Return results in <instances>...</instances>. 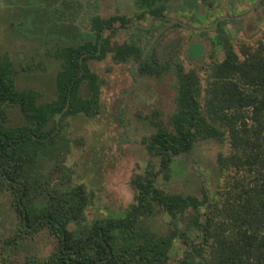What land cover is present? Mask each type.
Masks as SVG:
<instances>
[{"label":"trees","instance_id":"obj_1","mask_svg":"<svg viewBox=\"0 0 264 264\" xmlns=\"http://www.w3.org/2000/svg\"><path fill=\"white\" fill-rule=\"evenodd\" d=\"M86 1L80 24L83 0L13 10L31 13L27 37L58 68L54 96L44 99L37 89L18 86L14 60L0 53V198H10L14 215L9 229L0 222V264H170L177 241L186 246L177 264H264V31L255 43L236 48L228 21H221L209 60L187 66L182 31L187 27L180 23L145 55L172 20L167 11L174 0H118V13L109 16L101 15L97 2ZM217 3L179 0L177 9L203 23L207 16L198 10L203 5L211 12ZM148 17V26L134 24ZM120 27L135 29L122 43L113 41ZM108 55L118 63L138 62L141 77L160 82L172 77L175 108L165 123L160 112L152 113L156 132L144 141L159 162L132 178V202L117 214L88 220L91 193L71 181L65 164L71 150L67 126L70 118L101 113L105 81L91 62ZM207 143L228 146L217 155L215 191L204 186L201 196L168 191L175 155H195ZM190 211L186 228L174 223ZM160 214L170 220L165 232L152 224ZM44 234L53 246L40 256L37 240Z\"/></svg>","mask_w":264,"mask_h":264},{"label":"rangeland","instance_id":"obj_2","mask_svg":"<svg viewBox=\"0 0 264 264\" xmlns=\"http://www.w3.org/2000/svg\"><path fill=\"white\" fill-rule=\"evenodd\" d=\"M92 1L97 2L102 16L118 13V0ZM45 2L48 3L49 0H15L14 4L0 0V53H7L14 60L19 70V87L35 88L44 99H50L54 96L58 66L46 55L43 46L27 37L31 27V13L18 15L13 12L19 10L17 7L20 5L38 7ZM257 2L258 0H218L211 12L206 11L202 5L199 13H209L202 23L192 19L190 12H180L177 9L179 0H174L173 7L167 11L170 19H179L192 27H205L208 32L201 36L188 27L182 30L186 38L187 66H198L209 60V54L213 52L211 37L215 36L217 27L214 26L221 16L234 15L225 28L236 48L240 42L255 43L264 31V3L255 7ZM151 20L150 17L144 22L134 19V24L148 26ZM88 23L89 19L83 25ZM134 30V27H120L113 41L124 42ZM147 39L148 36L145 37ZM195 41L208 45L202 62L191 58L187 53L189 45ZM215 58H223L221 49L215 53ZM91 67L105 81L102 87L101 113L93 119L84 116L69 119L67 134L71 140V150L65 162L70 169L71 181L74 184H85L91 193L92 205L86 211L88 220L104 214H117L132 202V178L144 173L149 163L157 165L159 162L158 157L149 155L144 141L156 132V127L151 122L156 117L152 113L160 112L158 119L165 123L175 108L176 96L172 77L161 82L141 77L137 72L138 62L118 63L108 55L104 60L92 61ZM24 68L29 70L24 71ZM221 150L227 151L228 146L207 143L198 147L195 155L175 157L178 161L173 165L168 191L201 196L204 186L212 194L216 189L217 155ZM9 207L10 198L3 195L0 198V222L7 229L14 220ZM192 215L191 211L182 214L174 223L184 229ZM159 218L162 219L161 223ZM152 224L165 232L170 220L160 214ZM52 246L53 239L44 234L38 238L36 250L40 256H47ZM185 248L181 241L176 242L175 249L171 252L170 264H177Z\"/></svg>","mask_w":264,"mask_h":264},{"label":"water","instance_id":"obj_3","mask_svg":"<svg viewBox=\"0 0 264 264\" xmlns=\"http://www.w3.org/2000/svg\"><path fill=\"white\" fill-rule=\"evenodd\" d=\"M84 4H85V8L84 10L81 12V15L85 13V11L87 10V3L86 1H83ZM225 18V17H222V19ZM220 20L217 21L216 25L214 26L215 28L218 26V23H219ZM176 23H180V24H183L184 26L188 27V28H191V29H196V28H193L191 27L189 24L179 20V19H172L166 26H164L155 36L154 38L151 40L148 48H147V51L145 52V55L146 53L155 45V43L157 42V40L162 36L163 33H165L170 27H172L174 24ZM84 30H87L85 28H83ZM197 30H202V29H197ZM207 47L208 45L206 43H203V42H198V41H195L193 42L192 44L189 45L188 49H187V53L188 55L199 61V62H202L204 57H205V53H206V50H207ZM137 65V64H136ZM137 70V69H136ZM185 154L183 153H179V154H176L175 156L176 157H181ZM190 167H191V164H190Z\"/></svg>","mask_w":264,"mask_h":264},{"label":"flooded vegetation","instance_id":"obj_4","mask_svg":"<svg viewBox=\"0 0 264 264\" xmlns=\"http://www.w3.org/2000/svg\"><path fill=\"white\" fill-rule=\"evenodd\" d=\"M264 3V0H258V2L256 3V5H255V7H258L259 5H262ZM234 15H225V16H221L218 20H220L219 21V23L221 22V21H231V19L232 18H234L233 17ZM222 17H225V18H223L222 19ZM230 19V20H229ZM217 20V21H218ZM217 21H216V23H217ZM216 25V24H215ZM218 27V26H217ZM199 42V41H198ZM137 72H138V70H137ZM176 157V156H175ZM189 161H191V159L189 158Z\"/></svg>","mask_w":264,"mask_h":264},{"label":"crops","instance_id":"obj_5","mask_svg":"<svg viewBox=\"0 0 264 264\" xmlns=\"http://www.w3.org/2000/svg\"><path fill=\"white\" fill-rule=\"evenodd\" d=\"M83 1H86V0H83ZM86 3H87V1H86ZM87 7H88V6H87ZM87 9H88V8H87ZM83 10H84V9H83ZM83 10H82V11H83ZM86 11H87V10H86ZM86 11H85V12H86ZM84 14H85V13H84ZM84 14H82V15L79 16V18H78V20H77V24H80V19H81V17H82ZM206 14H209V13H205V14L203 13V15L207 16ZM207 17H208V16H207ZM204 21H205V20H204ZM191 27H192V26H191ZM83 28H85V27H83ZM193 28H196V29H193V30H195V31H197V32H200V31L202 32V31H206V30H207V28H205V27H201V28L193 27ZM85 29H87V28H85ZM197 29H202V30H197ZM87 30H89V29H87ZM87 30H86V31H87Z\"/></svg>","mask_w":264,"mask_h":264}]
</instances>
